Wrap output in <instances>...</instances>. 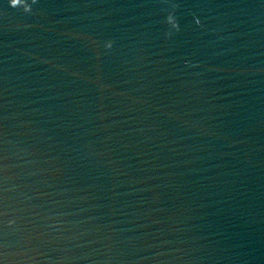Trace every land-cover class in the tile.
<instances>
[{
	"label": "water",
	"instance_id": "obj_1",
	"mask_svg": "<svg viewBox=\"0 0 264 264\" xmlns=\"http://www.w3.org/2000/svg\"><path fill=\"white\" fill-rule=\"evenodd\" d=\"M18 2L0 264H264V0Z\"/></svg>",
	"mask_w": 264,
	"mask_h": 264
},
{
	"label": "clouds",
	"instance_id": "obj_2",
	"mask_svg": "<svg viewBox=\"0 0 264 264\" xmlns=\"http://www.w3.org/2000/svg\"><path fill=\"white\" fill-rule=\"evenodd\" d=\"M24 3L25 4H27L26 2H25V0H24ZM8 4H9V6H11V7H17V6H21L22 4H20L19 2H18V0H8ZM28 5V4H27ZM23 6V5H22ZM23 8H24V10L25 11H28L29 10V6L27 7V8H25L24 6H23ZM173 26L175 27L176 26V24H175V21H173ZM106 46H110V44L109 45H106Z\"/></svg>",
	"mask_w": 264,
	"mask_h": 264
}]
</instances>
